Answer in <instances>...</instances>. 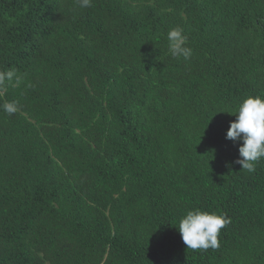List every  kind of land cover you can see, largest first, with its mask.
Masks as SVG:
<instances>
[{"label":"trees","instance_id":"obj_1","mask_svg":"<svg viewBox=\"0 0 264 264\" xmlns=\"http://www.w3.org/2000/svg\"><path fill=\"white\" fill-rule=\"evenodd\" d=\"M9 70L0 264H264V159L226 138L264 96V0H0ZM195 209L230 221L218 248L183 242Z\"/></svg>","mask_w":264,"mask_h":264},{"label":"clouds","instance_id":"obj_2","mask_svg":"<svg viewBox=\"0 0 264 264\" xmlns=\"http://www.w3.org/2000/svg\"><path fill=\"white\" fill-rule=\"evenodd\" d=\"M78 3L83 8L92 6V0H78ZM187 39L182 28L176 27L168 31V47L173 58H191L193 53L186 46ZM14 78L19 80L15 71H0V87H4L6 81L12 82ZM0 110L11 115L16 107L14 103L6 102L0 104ZM234 115L236 120L231 122L226 138L243 141L239 147L240 159L235 163L241 165L244 171L255 172L256 165L264 159V96H248L239 104ZM229 222L223 215L195 209L188 211L180 219L178 229L188 249H216L219 247L220 231Z\"/></svg>","mask_w":264,"mask_h":264}]
</instances>
